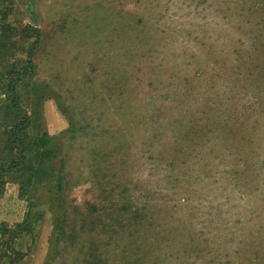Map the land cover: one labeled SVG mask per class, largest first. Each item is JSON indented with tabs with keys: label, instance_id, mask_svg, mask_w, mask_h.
<instances>
[{
	"label": "rangeland",
	"instance_id": "rangeland-1",
	"mask_svg": "<svg viewBox=\"0 0 264 264\" xmlns=\"http://www.w3.org/2000/svg\"><path fill=\"white\" fill-rule=\"evenodd\" d=\"M14 92L0 264H264V0H0Z\"/></svg>",
	"mask_w": 264,
	"mask_h": 264
},
{
	"label": "trees",
	"instance_id": "trees-1",
	"mask_svg": "<svg viewBox=\"0 0 264 264\" xmlns=\"http://www.w3.org/2000/svg\"><path fill=\"white\" fill-rule=\"evenodd\" d=\"M26 30H27L28 37H29L28 31H33L34 32V30L33 29L31 30V28H29V27ZM36 42H37V38L32 40V43H34V44H31V45H35ZM30 48L32 49V47H30ZM3 84L5 86V90H7V89L8 90H13L12 88H13L14 85H12V83H11V85H10V83H6V82H4ZM8 86H10V87L8 88ZM8 98L10 99L9 102H2V104L0 105V107L3 108V110L5 111L6 115L9 112V110H11V108L13 106H15V105L16 106H20L19 103L21 102V99H20V97L18 96V94L16 92H14L13 96L12 95H8ZM22 122H24V120H21V123H18V121H13L10 124L11 127H13V130L3 129V127H1V126H0V128H2L4 130L2 135H4V136H6L7 134L11 135L13 137L12 141L14 143L17 142L18 146L21 147V149L19 150L20 151V158L22 157L21 161L27 164V157L23 160V156L22 155L27 153V150L25 149V146L27 144H31V142H27V141H23L22 140V138H24V136H25V131H24L25 130V126H23V127L21 126ZM18 127L20 129H18ZM9 131H11V133H9ZM31 150H32V147H28V155H31ZM38 150H40V149L38 148ZM4 162L5 161L0 163V170H2V171L4 170L3 167H2ZM25 165L21 164V166L19 168L23 169L25 167ZM2 182H3L2 181V174L0 173V185L2 184ZM8 231H9V229L6 228V227L5 228H0V233L1 232L7 233ZM0 239H2L1 235H0Z\"/></svg>",
	"mask_w": 264,
	"mask_h": 264
}]
</instances>
